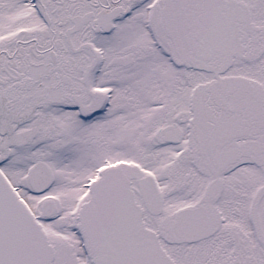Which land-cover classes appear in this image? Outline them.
Instances as JSON below:
<instances>
[{"label":"snow or ice","instance_id":"obj_1","mask_svg":"<svg viewBox=\"0 0 264 264\" xmlns=\"http://www.w3.org/2000/svg\"><path fill=\"white\" fill-rule=\"evenodd\" d=\"M0 264H264V0H0Z\"/></svg>","mask_w":264,"mask_h":264}]
</instances>
